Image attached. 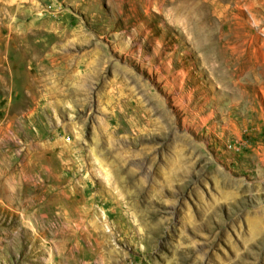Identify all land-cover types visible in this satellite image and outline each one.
I'll use <instances>...</instances> for the list:
<instances>
[{
  "label": "rangeland",
  "instance_id": "obj_1",
  "mask_svg": "<svg viewBox=\"0 0 264 264\" xmlns=\"http://www.w3.org/2000/svg\"><path fill=\"white\" fill-rule=\"evenodd\" d=\"M85 1L0 4V187L49 174L38 235L0 198V264H264V0Z\"/></svg>",
  "mask_w": 264,
  "mask_h": 264
},
{
  "label": "bare ground",
  "instance_id": "obj_2",
  "mask_svg": "<svg viewBox=\"0 0 264 264\" xmlns=\"http://www.w3.org/2000/svg\"><path fill=\"white\" fill-rule=\"evenodd\" d=\"M17 0H12V3H15ZM82 1L83 3H87L85 0H76V2ZM0 4L4 5L3 0H0ZM185 31L192 34L195 38L194 32H193V25L190 21H188L184 26ZM168 30H172V28H168ZM150 63L148 65H145L149 68V74H160L161 76V68L157 67L154 64V61L152 59H149ZM218 68V67H217ZM66 170V176H64L61 184L60 190L55 185L52 188L53 193H59L60 195H63L67 192L65 188V185L67 181H69L72 186H70L71 191L73 192V195L76 196L73 199L68 200L73 204L74 212L70 213L69 209L66 208L64 201L60 200L59 194L54 195L52 198V201H56L59 208L61 209V218L63 222L66 225L67 230L71 231L67 234L68 236V243H70L71 236L74 233L82 234V240L85 242L88 246V248H91L90 246L92 243L94 245H97V249H99V245L103 243V241H108L109 237L102 233V231L98 228H100V224L97 220H94L91 218V213L95 209L94 201L99 198V193L94 190H92L90 193L83 190L82 184H80V181L77 180V177L82 176L79 169H77V172L72 173V170L70 168H65ZM90 173H93V170H89ZM19 171L17 173H14V169L11 171L8 177H14L17 178ZM26 174V173H25ZM29 174V175H28ZM23 178H21V182L14 181L10 178L9 182L5 181L3 185L7 190H10L12 194L9 195L5 193L4 189L0 187V198L2 200L12 199L13 201L21 200L24 203L25 209L23 211V219L26 223H30L35 227L36 234H39V228L43 227L42 219L37 216L36 211H31V209L35 206L36 200H34V196L37 192L41 191L43 187L46 186L47 180L49 178V174L46 172L41 173H28ZM3 176L0 174V182ZM89 180V179H85ZM19 183L22 184V187L19 186ZM25 184H28L27 188H24L23 186ZM38 187V188H36ZM63 187V188H62ZM47 192L49 193V188L47 189ZM88 195L86 196V194ZM92 194L91 201L89 207L86 200H88V196ZM111 198H114V194H111ZM47 197L44 198L43 203L44 207L47 205ZM44 207L42 209H44ZM112 216V215H110ZM29 218V219H28ZM33 219V221H32ZM80 230V231H78ZM56 256L54 253L51 256V259L54 260ZM85 264V263H84Z\"/></svg>",
  "mask_w": 264,
  "mask_h": 264
}]
</instances>
